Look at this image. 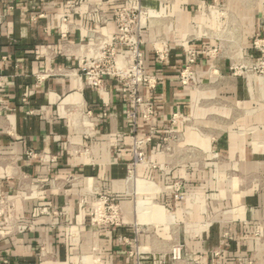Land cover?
Listing matches in <instances>:
<instances>
[{"label": "crops", "instance_id": "1", "mask_svg": "<svg viewBox=\"0 0 264 264\" xmlns=\"http://www.w3.org/2000/svg\"><path fill=\"white\" fill-rule=\"evenodd\" d=\"M71 1L0 0V102L5 106L0 110V196L14 198L16 216L32 223L21 233L0 228V264H135L128 253L135 240L145 263L173 264L170 231L195 258L201 256L202 264H237L241 259L264 264V188H249L246 181L235 187L228 179L232 171L245 180L250 174L264 177V79L230 70L239 56L258 57L251 40L264 36V0H143L161 17L143 34L145 68L158 78L155 90H142L156 110L155 119L140 126L141 135L148 128L155 132L146 158L159 165L170 161L160 154L158 140L173 114L191 119V125L179 122L176 129L197 151L167 174L139 167L141 177L158 185L160 193L152 197L160 206L146 221L149 231L137 238L130 226L133 207L124 195L130 142L121 86L107 80L102 90L87 87L75 46L90 42L96 31V16L88 8L98 6L110 18L117 3L84 0L80 15L70 18L75 28L67 44V34L62 37L67 24L61 18ZM203 4L211 6L209 13ZM114 31L112 24L104 29ZM157 36L170 45L164 63L153 58L150 42ZM186 40L197 56L193 68L199 89L177 80L186 63ZM217 45L222 51L207 57L206 51ZM45 73L49 75L37 80ZM85 114L93 129L83 123ZM84 147L89 152L81 154ZM27 150L36 157L28 158ZM70 177L79 179L51 188L53 178ZM24 178L41 182L46 190L20 189ZM172 180L184 183L178 200L166 189ZM94 183L119 201L124 226L98 230L89 225L77 197L84 193L91 200L88 186ZM147 188L152 189L150 184ZM231 195L238 197L232 200ZM57 204L69 207L71 228L53 229L47 217L36 214L38 206ZM231 206L232 217L221 213ZM206 221L207 228L199 230ZM259 229L261 236L255 234ZM216 248L224 251L219 260L211 254Z\"/></svg>", "mask_w": 264, "mask_h": 264}, {"label": "built area", "instance_id": "2", "mask_svg": "<svg viewBox=\"0 0 264 264\" xmlns=\"http://www.w3.org/2000/svg\"><path fill=\"white\" fill-rule=\"evenodd\" d=\"M106 2L117 3L113 9L111 17L108 18L98 6H90L88 11L96 16V31L92 34L88 43L75 45L78 50V66L80 76L84 79V84L94 90H102L107 80H114L121 86L123 93V102L126 106L125 115L128 120V140L130 142V159L126 163V174L124 178V195L129 198L132 207L134 219L130 224L134 238L149 231L147 219L152 214V209L160 206L158 200L152 197L160 193L156 182L148 178L141 177L138 173L139 167H148L170 173L175 167L190 158L182 157L181 153L191 152L192 155L197 151L196 147L186 145L182 132L176 129L179 122L191 125V119L181 114H173L169 119V128L164 136L158 140V149L160 154L170 159L164 165L150 162L146 158V147L151 144L155 137L152 128H148L145 134L141 135V123H151L156 117V110L152 101L146 99L142 90L153 91L158 85L156 75L149 73L144 64L143 46L146 42L143 34L154 28L160 18L154 12L143 5V0H104ZM84 0H72L68 4V12L61 18L62 24H67V30L62 34L65 39L70 29L75 28L71 23V16L80 15L81 6ZM211 6L204 5L206 12H210ZM108 24H112L115 31L107 34L104 29ZM252 43V49L259 51L260 57L257 61H246L244 58L239 63L232 64L231 72L234 74H243V76H254L264 78V39L259 34ZM190 40L184 42V51L186 53V63L177 75V80L183 86L199 89L201 84L197 79L193 68L196 61V53L189 49ZM153 58L159 63H164L169 57L170 45L163 36H157L150 42ZM220 46L208 49L205 53L207 57L216 55ZM247 67H245V65ZM239 72V73H237ZM49 74H38L37 80L47 77ZM5 106L0 102V110ZM89 114V112H87ZM87 114L82 117L83 123L93 129L92 123H89ZM91 125V126H90ZM191 129H196L192 126ZM123 139L118 135V140ZM82 153H88L87 147L81 149ZM175 154L177 156L175 157ZM26 156L30 159L36 157L32 150H27ZM179 158V159H178ZM41 159V158H39ZM182 160V161H181ZM79 178L70 177L66 179L53 178L50 181L52 189H58L76 182ZM138 181H145L152 189L139 187ZM184 183L182 180H173L167 185L166 189L172 194L175 200H178L183 191ZM20 189L24 188L26 192H44L45 186L41 182L32 181L24 178ZM88 192L92 196L89 200L86 194L81 193L77 197V206L88 216L89 225L98 230H112L124 226L123 212L120 203L104 192L97 183L88 186ZM69 207L67 205H44L36 208L38 216L47 217L51 228L59 230L62 228H71L67 220ZM208 223H200L198 229L207 227ZM10 228L14 233H21L32 227V223L16 216V202L14 198L4 194L0 196V228ZM259 229L255 232L261 236ZM173 245L169 249L171 260L174 264H189L197 262L202 264L201 256L195 258L187 249L184 243L179 242L177 238L172 240ZM135 245L129 250V255L135 257V264H147L140 259V248ZM223 249L216 248L212 250V257L219 260L223 254ZM237 264H251V261L241 259Z\"/></svg>", "mask_w": 264, "mask_h": 264}, {"label": "rangeland", "instance_id": "3", "mask_svg": "<svg viewBox=\"0 0 264 264\" xmlns=\"http://www.w3.org/2000/svg\"><path fill=\"white\" fill-rule=\"evenodd\" d=\"M229 30H230V33H231V36H230V33H229V36L232 38L233 36H234V31H233V26H231L230 28H229ZM257 35H255L253 38H252V40H251V46H252V43L255 41V39L257 38L256 37ZM260 37L261 38H263L264 39V36H261L260 35ZM232 43H234V41L232 40L231 41ZM217 46H219V45H217ZM222 50H221V46L219 47V50H217V52H216V55L215 56H217L220 52H221ZM254 51H256V50H254ZM257 53H258V57L256 58V59H254V58H250V57H245V56H239V58H244L246 61H252V60H255V61H257L258 59H259V57H260V53H259V51H256ZM245 65V64H244ZM245 67H247V65H245ZM237 73H239V72H237ZM232 74H234V71H232ZM239 75H242L243 76V74H241V73H239ZM264 79V78H263ZM181 155L183 156V157H187V158H190L191 159V157H192V154H191V152H184V153H181ZM177 156V154H175V157ZM229 180H231L233 183H232V185L233 186H235V187H239V181H241L242 182V184H243V181L245 182H247V184H248V187L249 188H251V187H258V188H264V177L261 175V174H258V176H256L255 174H250V175H248L247 176V180H245L246 178H245V176H243V175H241L239 172H236V171H232L231 172V174H229V178H228ZM173 181V180H172ZM175 181V180H174ZM143 182H145V181H138V185L139 186H141V184L140 183H143ZM151 188H153V186H151ZM238 197V195H231L230 196V199H234V198H237ZM154 200H155V198H154ZM232 207V206H231ZM231 207H227V209H223V210H221V213L223 214V215H225V216H233V214H234V212H233V207L231 208ZM205 214H204V216H206V214H207V211H205L204 212ZM208 219V218H207ZM201 223H207V221L206 222H201ZM207 227H203L202 229H200L201 231L204 229H206ZM154 230V228L151 230V231H153ZM170 230H171V228H170ZM170 235H171V240H170V243H168V247H169V249H170V247L173 245V243L174 242H172V240H174L175 238H176V236H174V232H172V231H170ZM174 264V263H173Z\"/></svg>", "mask_w": 264, "mask_h": 264}, {"label": "bare ground", "instance_id": "4", "mask_svg": "<svg viewBox=\"0 0 264 264\" xmlns=\"http://www.w3.org/2000/svg\"><path fill=\"white\" fill-rule=\"evenodd\" d=\"M140 184H141V186L138 185L139 187H145V188H147L148 185H149L147 182H143V183H140Z\"/></svg>", "mask_w": 264, "mask_h": 264}]
</instances>
